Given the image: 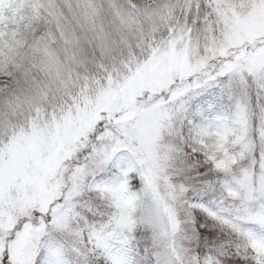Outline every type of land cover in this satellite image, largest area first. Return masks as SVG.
<instances>
[{
    "label": "snow or ice",
    "instance_id": "6c2138e0",
    "mask_svg": "<svg viewBox=\"0 0 264 264\" xmlns=\"http://www.w3.org/2000/svg\"><path fill=\"white\" fill-rule=\"evenodd\" d=\"M0 264H264V0H0Z\"/></svg>",
    "mask_w": 264,
    "mask_h": 264
}]
</instances>
